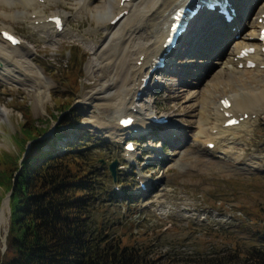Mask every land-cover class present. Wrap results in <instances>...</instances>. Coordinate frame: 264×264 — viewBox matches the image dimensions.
<instances>
[{
  "label": "rangeland",
  "instance_id": "obj_1",
  "mask_svg": "<svg viewBox=\"0 0 264 264\" xmlns=\"http://www.w3.org/2000/svg\"><path fill=\"white\" fill-rule=\"evenodd\" d=\"M101 2L95 0L91 7ZM42 10L45 16L59 14L67 17L63 30L51 42L44 37L42 29L33 28L27 14L22 19L0 14V29L13 32L31 46L29 53L18 48L11 49L7 43L0 45L1 53L7 55L10 64H13L11 66L16 67L12 72L17 73L7 80H0V106L6 112L0 117V153L18 152L15 137L26 105L31 117L43 120V126L47 125L48 133H52L63 116L62 106L72 98V108L78 110L82 130L94 137L90 147L103 150V169L107 172L111 160H116L117 168H123L117 180L104 186L101 212L96 215L110 224L116 236L133 240L136 244L148 243L152 250L160 254L176 251L181 255H191L215 248L226 251L231 243L242 249L259 245L258 237L264 232V109L259 111L246 130L225 132L223 136H218L219 147H231L230 152L226 153L218 147L214 150L216 157L227 161L226 166L217 167L199 161V151L204 147L203 138H196L199 102L191 101L188 93H200L204 87L209 88L207 85L218 62L216 57H210L211 63L204 58L207 56L204 51L212 53L211 41L200 39L201 43L188 46L184 40L164 71L156 75L157 82H151L136 102L142 108L143 115L147 114L146 105L149 104L151 113L167 115L169 123L126 134L117 128L115 114L112 115L125 73L118 67V62L113 87L101 91L100 86L109 80L111 70L97 66L100 58L95 59L91 54L105 40L102 27L98 26L89 10L76 12L69 3L54 1L46 4ZM227 30L228 27H219L209 37L228 38ZM192 36L194 34L187 32L186 38ZM193 49L195 53L191 51ZM75 53L86 58L82 64L80 86L73 91L66 73L72 61L78 63ZM25 54H30L26 60L32 64L21 59ZM17 61L20 62L19 66L14 63ZM2 62L0 59V69L5 73V62ZM102 62H105L103 58ZM88 63L90 65L87 67ZM30 69L35 74H30ZM244 77L246 81L243 83L247 86H254L255 80L264 84L262 71L245 72ZM37 81L42 85L40 93ZM67 92L71 94L66 95ZM229 93L230 90L219 89L211 94V101L207 104L208 114L212 112L214 103ZM124 113H129V110ZM169 125L171 133L168 131ZM121 133L124 135L122 139L118 137ZM228 134L240 137L242 141L228 143L230 141L225 140ZM126 137L132 139L136 146L130 154L123 150L122 141ZM185 145H190L188 151H185ZM127 181L128 185L124 187L122 183ZM138 182L147 186L143 193L139 191ZM124 195L128 199L126 204L119 200ZM8 217L6 206L7 220L0 225V249Z\"/></svg>",
  "mask_w": 264,
  "mask_h": 264
},
{
  "label": "trees",
  "instance_id": "obj_2",
  "mask_svg": "<svg viewBox=\"0 0 264 264\" xmlns=\"http://www.w3.org/2000/svg\"><path fill=\"white\" fill-rule=\"evenodd\" d=\"M74 57L78 63L72 61L66 73L73 91L80 86L86 58L78 53ZM61 113L59 126L44 136L47 125L33 119L26 105L15 137L18 152L0 153V203L12 191L0 264H264V232L259 245L242 249L231 243L226 251L191 255L156 253L148 243L116 236L110 224L96 217L104 186L112 181L99 162L103 150L90 147L94 137L79 126L72 98ZM120 175L117 170L116 180ZM122 184L126 187L128 181ZM119 200L126 204L128 199L124 195Z\"/></svg>",
  "mask_w": 264,
  "mask_h": 264
},
{
  "label": "bare ground",
  "instance_id": "obj_3",
  "mask_svg": "<svg viewBox=\"0 0 264 264\" xmlns=\"http://www.w3.org/2000/svg\"><path fill=\"white\" fill-rule=\"evenodd\" d=\"M54 1L62 2L63 4L69 3L76 12H79L82 9L89 10L92 18L96 19L98 26L102 27L105 32V40H103L98 49H94L91 54L95 59L98 57L100 58V63L97 62V66L102 69L111 70L109 80L100 86L101 91L108 90L116 81V64L118 62V67L125 73V79L123 78L124 80L118 101L114 103L116 110L112 111V115L115 114L114 119L116 122L122 117L132 116L135 118V121L132 124L131 130L152 126L150 118L153 115L151 114L150 105H146L147 114L143 115L142 108L136 104V102L140 100L143 91L149 88V83H147L145 87L141 89V80L146 76H150L149 79L155 77L157 70L151 72L150 68L153 60L158 56H161L164 52L163 44L168 33L170 14L173 9L183 5L188 0H130L125 2L122 7L119 6L120 0H102L100 4H95L96 6L93 8L91 5L95 0L92 2L90 0H43L42 3L38 2V0H0V14L10 15L11 18L13 17L14 19H22L24 15L27 14L29 23L33 24V28L37 30L42 29L44 37L47 38V41L49 40L51 42V40H54L58 31H56L52 23L46 21L47 16H45L42 8L46 4H50ZM235 1L234 5L239 9V12L237 13L239 14V20L241 19V22L236 18L230 23H225L230 30L233 27H236L235 31L231 32L230 35L227 33L229 36L228 38L222 36L218 38L209 37L210 33L212 34L213 31L219 30L217 21L220 20V17L218 15L211 16V13L199 12L198 14L200 15L195 17L192 21L193 24H190L193 28L191 34L194 32V36L184 39L187 41L186 44H188V46H195L196 44L201 43L200 41L202 40L200 39L211 41L210 46H212V53L209 54L206 53L208 51H204L203 53L207 54L204 58L207 62H210L209 59L211 56L216 57L218 60L214 74L212 75V80L210 83L208 82L209 84L207 85L209 88L204 87L205 89L200 93L198 91L188 93L191 101L195 102L198 100L199 102V115H197V117H199L197 120L199 126L197 124L198 133L196 138L197 140L203 138L202 144L204 145L199 151V161L202 163H211L217 167L226 166L227 164V161L224 158L216 157L214 155V150L217 147L223 149L218 146V136H223L227 131L238 130L240 128L246 130V127L251 126L255 117L259 115V111L264 109V84H262V81L255 80L254 86H247L243 83L246 81L244 77L245 72H264V69H260L261 66H264V60L259 54L258 49H256L252 56V59L256 62V66L253 69L244 67L238 68V64L242 63L241 60L237 59L236 62L234 61L235 57L244 47L256 48L258 46L257 34L258 29L261 27V24L258 23V19L264 14V0ZM122 11H126L127 13L115 24H110V21L114 16ZM32 15L33 18L31 17ZM62 16L64 19H67L66 15ZM35 22H37V25L34 24ZM194 22L198 23L193 27ZM2 29L5 30L4 28ZM206 32H208V34ZM220 32H222V30ZM234 35H238V37L234 39ZM3 43L6 44L7 42L1 39L0 36V45H4ZM10 48H18L24 52L31 53V46L26 43L14 47L10 46ZM107 50H109V54H105ZM186 50H189V48ZM194 50L195 49L191 51L193 52ZM2 52L5 51L3 50ZM174 55H176V52L168 58L169 61ZM29 57L30 54H25L21 59L32 64L26 60V58L28 59ZM102 58L105 62H102ZM0 59L5 62V69H3V72L5 73H2V69H0V80H7L15 74L12 70L16 67L11 66L13 64H10L11 62L10 59L7 58V55L1 53V49ZM140 59L141 64L138 65L137 62L140 61ZM6 63H8V65ZM14 63L18 66L20 64L19 61ZM89 65L90 63L87 64V67ZM112 65L114 66L112 67ZM28 72L30 74H35L32 69ZM17 77L15 79L16 81ZM37 82V90L38 93H40L42 85L41 83L39 84V81ZM219 89L231 91V93L224 95V97H228L229 95L230 99V107L227 111L231 112L236 117L243 113L247 114V118L242 120L236 127H223V123L227 120L223 115L224 112L220 111L221 105L219 104V100L223 98V96L214 103L212 112L208 114L209 109L207 104L211 101V94H214ZM259 108L261 109L259 110ZM125 110H129V113H124ZM5 114L6 112L3 107L0 106V117H3ZM253 115H255L254 119L252 118ZM144 116H146V118H144ZM208 125H210V127L207 128L206 126ZM129 130L130 129H128L127 132H124L127 134ZM207 130H215L216 132L212 135ZM168 131H170V133L172 131L170 125ZM122 136V133L118 135L120 139H122ZM236 140H238L237 142L242 141L240 137L228 134L227 141H230L228 143H237ZM208 143L215 144L212 150L205 147ZM184 147H186V145ZM189 147L190 145L185 148V151H188L187 148ZM223 150H225V153L230 152L231 147L225 145V149ZM184 157H186V155H184ZM176 161L178 160L176 159ZM192 162L190 161L189 163ZM247 166L255 168L250 164H247ZM5 208L6 203H4L0 211V225L6 223L7 220L5 219Z\"/></svg>",
  "mask_w": 264,
  "mask_h": 264
},
{
  "label": "water",
  "instance_id": "obj_4",
  "mask_svg": "<svg viewBox=\"0 0 264 264\" xmlns=\"http://www.w3.org/2000/svg\"><path fill=\"white\" fill-rule=\"evenodd\" d=\"M116 166H117V162L116 161H112L109 164V166H108L109 172H110L111 176L113 177V179H115ZM9 196H10V192L4 197V199H2V202H1V205H0V211H1L4 203H6V205L8 207ZM6 235H7V229L4 231V235H3L2 239H1V241H2V249H1V251L2 252L5 250V247H6L5 246V237H6Z\"/></svg>",
  "mask_w": 264,
  "mask_h": 264
},
{
  "label": "snow or ice",
  "instance_id": "obj_5",
  "mask_svg": "<svg viewBox=\"0 0 264 264\" xmlns=\"http://www.w3.org/2000/svg\"><path fill=\"white\" fill-rule=\"evenodd\" d=\"M56 23H57V25H59V21H56ZM4 38L9 40L12 44H16L17 43V41L10 35L5 34ZM261 38L264 39V34H262ZM224 103H225V106H227V102L225 101Z\"/></svg>",
  "mask_w": 264,
  "mask_h": 264
}]
</instances>
